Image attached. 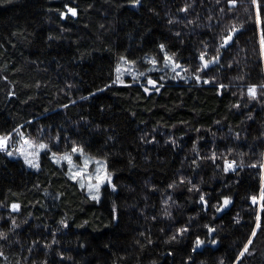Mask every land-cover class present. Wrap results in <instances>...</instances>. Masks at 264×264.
Masks as SVG:
<instances>
[{
  "label": "trees",
  "instance_id": "trees-1",
  "mask_svg": "<svg viewBox=\"0 0 264 264\" xmlns=\"http://www.w3.org/2000/svg\"><path fill=\"white\" fill-rule=\"evenodd\" d=\"M262 30L251 0H0V135L111 175L97 202L50 152L33 170L0 151V264H264ZM122 59L159 91L114 83Z\"/></svg>",
  "mask_w": 264,
  "mask_h": 264
},
{
  "label": "snow or ice",
  "instance_id": "snow-or-ice-1",
  "mask_svg": "<svg viewBox=\"0 0 264 264\" xmlns=\"http://www.w3.org/2000/svg\"><path fill=\"white\" fill-rule=\"evenodd\" d=\"M133 2L135 4H138L140 2V0H133ZM253 6H254V9H255V17H256V22L257 24H264V17H262L261 15V2L260 0H251ZM230 3L232 4H235L236 3V0H230ZM71 15L73 17H75L78 12H77V9L75 8H72V7H67L66 6V12L64 14H62V17H66L67 15ZM233 31H235V29H233ZM232 39V36L229 35L225 38L224 40V43L227 44L228 41H230ZM260 43L262 46H264V30L261 31V40H260ZM161 49L164 48L163 45H160ZM200 59L204 62L203 66L204 67H207L210 63L212 62H215L217 58H213V60L211 61H208V60H205V56L204 54H202L200 56ZM167 62L168 63H174L173 60H172V57L171 56H168L167 57ZM152 63H156L155 60L152 61ZM175 67H179V65H175ZM175 70V68L173 69ZM117 73H120L121 72V69L120 68H117L116 69ZM141 75H144L143 73H141ZM197 79H199V77H197ZM115 82H120V83H123V81L120 79V76L118 75L117 76V79ZM208 81H205V83H207ZM147 83L149 85H152L153 88L155 89V91H159V87H156V84L157 82L154 81V80H151V79H148L147 80ZM258 88H264V85H260V86H252L248 89V95L255 99L257 97V92H258ZM145 91H149L148 88H145ZM10 140V134L9 135H0V151H4L7 149L8 147V142ZM25 143H29L28 141H25ZM31 146V145H29ZM38 149H47L48 148V145H45V144H40L37 146ZM71 152L72 153H77V152H80L81 154H83V149L79 148L78 146L76 147H73L71 149ZM9 155H12L11 152L8 153ZM39 153L37 152L36 155H38ZM29 155H32V154H29ZM53 156L55 157L56 154L54 153ZM213 159H215V154H213ZM26 159V163H28L30 166L32 167H39V164L36 163L33 159H28L27 156L25 157ZM61 160L63 161H66L68 163V165L70 166L69 168V176L71 179L73 180H83L84 177H85V173L88 169V165H89V161L87 159L84 160V163L82 165V167H80V169L78 171H75L73 172L71 169L76 167L75 165H73V161H72V155L71 154H66V155H63L61 157H58L56 158V163H60ZM99 167L96 168L95 170V181L96 183L93 184L91 183V180L93 179V176L89 175L87 176V179L89 181L88 185H87V188H88V191H89V194L91 195V199L93 200H96L97 202H99V189L101 187L102 184L104 183H108L111 185V175L107 172V169H106V165L102 164L101 162L97 161L96 162ZM253 167H255L256 165H252ZM261 167H264V165H261ZM225 171H235V161H232V162H225V168H224ZM80 187L81 188H84L85 187V184L83 182L80 183ZM112 187L114 188L115 186L112 185ZM93 190H95V194H93ZM201 201L206 203V201L204 200V196L202 195L201 196ZM251 200H252V203L253 204H256L258 205V207L261 209V210H264V190L261 191L260 193V196L259 197H256V196H253L251 197ZM231 203V200L229 198H224L223 199V202L221 204L220 207L217 208V211H221L224 207L228 206L229 204ZM20 207V205L18 204H14L12 205V209L15 211V210H18ZM256 227L259 228L260 227V223H259V216H257V224H256ZM187 231L186 228L184 229H180L179 232L182 234L183 232ZM215 229H209V232H214ZM255 230L253 231L252 235L255 236ZM2 235V234H0ZM172 239H175V236L172 237ZM204 243L203 240L197 238L196 241H195V245L196 247H199L200 245H202ZM212 243H216L215 240L212 241ZM252 243V240L251 238L249 239L248 243L244 246L243 250L240 252V257H243L246 253L249 252V247L248 245H250ZM196 249L193 248V251H195ZM0 255H2V253H0ZM222 264V262H221Z\"/></svg>",
  "mask_w": 264,
  "mask_h": 264
},
{
  "label": "rangeland",
  "instance_id": "rangeland-1",
  "mask_svg": "<svg viewBox=\"0 0 264 264\" xmlns=\"http://www.w3.org/2000/svg\"><path fill=\"white\" fill-rule=\"evenodd\" d=\"M174 63H168L167 59H166V64L164 67H161L159 69H161V72L163 73H169L171 72V70L173 71L174 68H180L181 65H179L177 62L173 61ZM175 65H179V67H175ZM117 68L121 69L120 73H117V76H120V79L122 81H125V78L127 77H132L135 80H139L143 77L145 78H149V79H153L152 77H150L148 75V73H152V72H156L157 67L156 68H149L148 71L147 69H140L137 65L122 59L119 61ZM165 68H168V71L165 70ZM142 70V71H141ZM141 73H143L144 75H141ZM157 85V84H156ZM25 141H28L29 143H25ZM40 144H45L48 145L45 142H37L35 140H33L32 138L24 135L23 133H17L16 136H14L13 138H11L8 142V147H7V152H11L12 155H9L12 158H21L24 160L26 166L30 169L36 170L40 167V160L41 157L43 155L44 152H50L51 157L56 161V158L61 157L63 155L66 154H71L72 155V161H73V165H75L76 167L72 168L71 170L73 172L78 171L80 169V167H82L84 160L87 159L89 161V165H88V169L85 173V177L84 179L81 180H74L76 181L79 185L81 182H83L85 184V189L87 191V193L89 194L87 185L89 183L87 176L91 175L93 176V179L91 180V183L95 184V170L97 167H99V165L96 163L97 161L101 162L102 164L106 165L105 160L100 159V158H94L92 156H88L84 151L83 154H81L80 152L77 153H72L71 151L68 153H56L54 151H50L49 147L47 149H38L37 146ZM31 145V146H29ZM39 153L38 155H36V153ZM56 154V156L54 157L53 154ZM32 154V155H29ZM27 156L28 159H33L36 163L39 164V167H32L30 166L28 163H26V159L25 157ZM60 163H66L67 168H68V172H69V168L70 166L68 165V163L66 161L61 160ZM106 169H107V165H106ZM108 172V170H107ZM108 184V183H104L101 185L100 189H99V197L101 198L103 195V187ZM93 194H95V190H93ZM90 195V194H89ZM91 196V195H90Z\"/></svg>",
  "mask_w": 264,
  "mask_h": 264
}]
</instances>
